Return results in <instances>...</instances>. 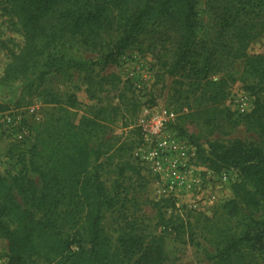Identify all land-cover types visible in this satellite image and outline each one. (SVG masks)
<instances>
[{"label": "rangeland", "instance_id": "obj_1", "mask_svg": "<svg viewBox=\"0 0 264 264\" xmlns=\"http://www.w3.org/2000/svg\"><path fill=\"white\" fill-rule=\"evenodd\" d=\"M196 1L201 21L198 35L208 49L198 67L206 64L207 54L211 59L200 89L190 85V78L167 72L165 61H172L173 50L169 41L152 42L146 36L142 45L125 50L116 63L93 65L112 49L116 31L74 34L62 29L64 19L57 15L45 23L46 36L36 41L41 53H31L27 66L8 80L7 66L12 61L3 43L15 47L23 45V39L0 5V100L10 106L0 113V141L12 145V173L31 181L39 199L49 177L63 176L73 154L70 131L78 127L90 143V169L100 172L110 199L102 220L110 250L117 251L119 238L131 232L142 235L147 243L163 237L164 264H217L229 243L256 221H264L262 208L245 204L235 193V184L241 182L256 192L239 169L217 171L202 160L212 142L228 144L239 139L264 151V135L254 119L259 103L264 105V91L245 88V83L254 81L246 57H264V0ZM226 18L232 24L227 29ZM68 62L90 66L62 68L43 76L54 64ZM219 83L225 92L214 98ZM242 99L248 103L245 113L238 110ZM165 109L174 113L167 132L187 142L195 153L189 178L199 181L177 195L165 192L158 177L134 155L145 139L141 123L145 110L160 115ZM18 199L37 217L47 211L37 208L31 197L18 195ZM231 200L237 203L234 216L224 208ZM71 208L67 202L58 209L52 207L51 217L59 228L86 243L84 213L71 216L67 214ZM0 221L15 227L8 216H0ZM77 249L74 245L73 250ZM9 255V240L0 229V264H9ZM133 263L134 259H126L123 264ZM30 264L71 263L35 256ZM230 264H264V249L241 244L232 250Z\"/></svg>", "mask_w": 264, "mask_h": 264}, {"label": "trees", "instance_id": "obj_2", "mask_svg": "<svg viewBox=\"0 0 264 264\" xmlns=\"http://www.w3.org/2000/svg\"><path fill=\"white\" fill-rule=\"evenodd\" d=\"M0 5L11 26L23 39V45L20 43L17 47L3 43L12 61L7 66L8 80L20 68L27 66L26 61L31 53H41L37 51L36 41L46 36L45 23L55 15L64 19L62 29L74 34L86 31L99 34L111 29L116 31L118 36L112 49L93 65L116 63L119 55L133 46L142 45L147 36L152 42L167 40L173 44L172 61H165L170 75L190 78V85L200 89L210 71L211 59L208 54L205 56L206 64L202 68L198 67L204 51L208 49L198 35L201 21L196 0H0ZM231 25L230 19L226 18L223 26L227 29ZM246 58L247 71L254 81L245 83V88L255 93L264 91V57ZM53 66V69L44 71L43 76L62 68L82 69L90 64L68 62ZM180 83L183 84L182 81ZM221 83L214 92V98L225 92V86ZM9 108V104L0 100V113ZM254 113V119L264 135V105L259 103ZM76 128L71 130L73 134L70 131L73 154L64 165L63 176L49 177V185L39 199L35 198L37 190L31 181H25L12 173V145L0 141V216H8L15 223L12 228L0 221V229L9 240V264H30V259L35 256L64 259L71 264H123L126 259H134L133 264H164L163 237L147 243L142 235L131 232L119 238L117 251L110 250L109 239L102 227L103 210L106 205H110V199L100 172L90 169L89 140ZM202 157L205 163L217 171L239 169L253 183L256 192L253 193L241 182L234 186L236 195L245 204L264 210L262 148L246 145L239 139L228 144L212 142L207 155ZM130 166L140 169L133 164ZM51 181L56 183L52 184ZM18 195L31 197L37 208L47 211L37 217L36 212L23 207ZM64 202L72 207L67 214L73 216L75 212L84 213L88 232L86 243L59 228L51 217L55 212L50 208L58 209ZM224 208L228 214L236 215V200L229 201ZM174 217L170 215V219ZM241 244H247L255 250L264 249V221H256L255 226L229 243L219 255L218 263L230 264L232 250ZM74 245L78 246L77 250H73Z\"/></svg>", "mask_w": 264, "mask_h": 264}, {"label": "built area", "instance_id": "obj_3", "mask_svg": "<svg viewBox=\"0 0 264 264\" xmlns=\"http://www.w3.org/2000/svg\"><path fill=\"white\" fill-rule=\"evenodd\" d=\"M248 103L244 99L238 102V110L245 113ZM174 113L162 110L154 115L145 110L141 123L144 127V142L134 152L135 157L163 183L162 189L169 195L189 190L199 181L189 178L191 158L194 156L187 142L179 140L167 132V125Z\"/></svg>", "mask_w": 264, "mask_h": 264}]
</instances>
